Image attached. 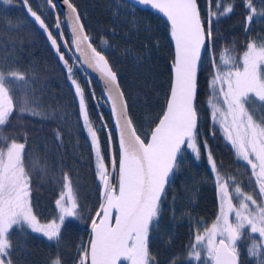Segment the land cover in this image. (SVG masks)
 I'll use <instances>...</instances> for the list:
<instances>
[{
	"label": "snow or ice",
	"instance_id": "snow-or-ice-1",
	"mask_svg": "<svg viewBox=\"0 0 264 264\" xmlns=\"http://www.w3.org/2000/svg\"><path fill=\"white\" fill-rule=\"evenodd\" d=\"M10 4L11 0H2ZM27 5V0H23ZM55 14V22L49 26L41 15L27 8L33 22L47 35L67 72V79L75 88L79 101V113L83 128L90 137L96 161V176L101 187V202L91 217V238L88 246L78 247L76 264H154L149 251L148 238L154 223L158 226L161 202L179 166L182 149H190L196 160L200 159L197 142L198 112L196 108L197 78L203 53L209 54L213 71L209 81L210 95L207 101L214 125L232 146L236 159L247 166L251 190H245L234 176H225L218 167L207 141V161L219 196V212L211 226L199 227L194 243L189 245L187 256L203 264H239L236 239L243 230L258 234L248 249L251 257H258L264 264V40H249L242 55L233 49H222L217 58L213 52V24L233 11L231 3L207 0L206 14L202 18L198 0H134L135 4L155 10L166 17L170 37L175 46L172 64L173 81L166 108L151 131L147 142L137 134L128 113L127 101L118 77L103 51L94 46L92 37L85 31L80 15L71 0H62L67 7L63 13L56 12L54 0H46ZM248 9L245 31L251 25L257 9L253 0H245ZM260 15L264 16V12ZM71 28V46L75 48L81 65L98 73L103 83V93L110 102L111 115L117 129L118 158L113 151L109 165L105 163L98 133L100 128L90 120L85 92L75 78L76 64H70L61 47H68L64 40L62 25ZM51 28L57 31L54 34ZM57 36L64 41L58 43ZM102 43L107 41L101 38ZM21 72L0 69V264H13L10 233L15 229L39 234L52 246L61 242L62 229L77 227L82 220L79 204L71 179L65 172L62 191L55 201L59 210L57 218L42 222L31 205V172L40 161L29 158L25 163V143L4 135L14 111L21 116L29 114L43 118L37 106L27 94L19 89L25 82ZM90 84L91 81H88ZM95 97V92L90 93ZM103 121V117H100ZM215 132H213V135ZM57 139L60 134L57 132ZM107 142L112 144L109 131ZM115 177V182L114 181ZM231 217V218H230ZM49 264H62L57 255Z\"/></svg>",
	"mask_w": 264,
	"mask_h": 264
},
{
	"label": "trees",
	"instance_id": "trees-1",
	"mask_svg": "<svg viewBox=\"0 0 264 264\" xmlns=\"http://www.w3.org/2000/svg\"><path fill=\"white\" fill-rule=\"evenodd\" d=\"M77 8L85 31L93 44L103 51L113 71L116 72L128 113L137 134L147 142L152 129L166 108L172 82L174 53L169 25L150 9L135 4L134 0H71ZM213 8L216 0H212ZM231 3L233 11L213 24V52L219 57L222 49H233L242 55L249 40H264V0H253L257 9L248 30L245 31L248 9L245 0H224ZM202 18L207 0H198ZM31 7L51 26L55 14L46 0H0V69L25 75V82L18 90L27 94L43 113V118L14 111L4 135L25 143V163L35 157L40 161L31 172V205L42 222L57 218L59 210L55 201L62 191V177L66 172L76 194L82 220L77 227L62 229L61 242L52 246L39 234L16 231L10 233L13 264H49L59 255L62 264H76L78 247L88 246L91 235V217L101 202V187L96 176V161L90 137L83 128L79 113V101L75 88L67 79V72L51 46L47 35L33 22L27 8ZM56 12L60 13L58 9ZM61 20L62 16H60ZM56 33L55 28H51ZM64 40L68 47H61L70 64L75 63L78 83L85 92L90 120L106 130L98 133L101 150L107 165L111 153L118 151L115 131L100 87L90 80L81 69L71 48L70 37L62 25ZM101 38L107 41L102 43ZM58 43L63 44L57 36ZM212 65L205 53L200 66L196 108L198 112L197 142L200 159L196 160L190 149H183L179 166L167 185L166 196L161 202L158 226L154 223L149 233L148 247L155 258L154 264H203V260H190L189 245L194 243V234L199 227L211 226L219 212V196L214 176L207 161L211 151L218 167L225 176H234L245 190H251L247 166L236 159L232 146L226 142L219 125H214L210 116L208 99ZM88 81H91L89 84ZM95 92V97L91 92ZM103 117L101 121L100 117ZM111 132L112 144L107 142ZM57 132L60 139L56 137ZM213 132L215 134L213 135ZM207 141V151L203 147ZM111 148V149H110ZM258 234L243 230L236 239L239 264H258V257H251L248 249ZM264 255V249L261 250Z\"/></svg>",
	"mask_w": 264,
	"mask_h": 264
},
{
	"label": "water",
	"instance_id": "water-1",
	"mask_svg": "<svg viewBox=\"0 0 264 264\" xmlns=\"http://www.w3.org/2000/svg\"><path fill=\"white\" fill-rule=\"evenodd\" d=\"M54 2L57 3V5H58L57 9H58V11L61 13L62 19H63V21H64V15H63V13H66V12L68 11V10H67V7H66L65 5H63L62 0H54ZM140 6H141V5H140ZM142 7L147 9V7H144V6H142ZM148 9H150V8H148ZM150 10H151L152 12H154L155 14H157L158 16H160V17H161V18L167 23L166 17H163L162 14L157 13L155 10H152V9H150ZM167 24H168V23H167ZM64 27H65V29H66V31H67L69 37H70V43H71V28H70V26H69L66 22L64 23ZM171 45H172L173 53H174V57H175V46H174V42H173L172 40H171ZM71 48H72V51H73V53H74V56L77 57L78 54L76 53L75 48L72 47V46H71ZM204 55H205V53H203V58H204ZM76 60H77V62L79 63V65H80L81 69L83 70L84 74H85L90 80L94 81V82L100 87V89H101V91H102V95H103V98H104L105 104H106V106H107V108H108V111H109V114H110L111 124H112V126H113L114 131H115V140H116V146H117V151H118V141H117V135H118V133H117V129L115 128L114 117L111 115V111H110V102L107 100L106 96H105L104 93H103V83H102V81H101V79H100L98 73L94 72L92 69H88L86 65H81V62H80L78 59H76ZM198 73H199V72H198ZM173 75H174V73H173V69H172V81H173ZM198 75H199V74H198ZM197 83H198V78H197ZM171 84H172V82H171ZM169 95H170V93H169ZM196 99H197V94H196ZM150 135H151V134H150ZM150 135H149L148 139L150 138ZM147 141H148V140H147ZM182 150H183V149H182ZM178 158H179V157H178ZM166 187H167V186H166ZM90 238H91V235H90Z\"/></svg>",
	"mask_w": 264,
	"mask_h": 264
},
{
	"label": "rangeland",
	"instance_id": "rangeland-1",
	"mask_svg": "<svg viewBox=\"0 0 264 264\" xmlns=\"http://www.w3.org/2000/svg\"><path fill=\"white\" fill-rule=\"evenodd\" d=\"M110 149H111V148H110ZM109 170H111V169H110V164H109ZM113 182H115V177H114V181H113ZM230 218H231V217H230ZM246 229H247V228H246Z\"/></svg>",
	"mask_w": 264,
	"mask_h": 264
},
{
	"label": "built area",
	"instance_id": "built-area-1",
	"mask_svg": "<svg viewBox=\"0 0 264 264\" xmlns=\"http://www.w3.org/2000/svg\"><path fill=\"white\" fill-rule=\"evenodd\" d=\"M104 130H106V129H104Z\"/></svg>",
	"mask_w": 264,
	"mask_h": 264
}]
</instances>
